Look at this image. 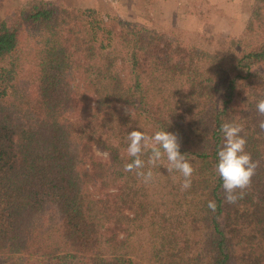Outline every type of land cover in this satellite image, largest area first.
<instances>
[{"label": "trees", "instance_id": "1", "mask_svg": "<svg viewBox=\"0 0 264 264\" xmlns=\"http://www.w3.org/2000/svg\"><path fill=\"white\" fill-rule=\"evenodd\" d=\"M26 35L37 44L21 76ZM260 98L264 0L221 53L95 10L22 3L0 22V264H143L132 240L143 231L160 241L158 264H264ZM225 122L259 161L234 205L215 170ZM134 129L177 135L189 189L166 159L148 183L124 171ZM53 220L59 242L41 228Z\"/></svg>", "mask_w": 264, "mask_h": 264}, {"label": "rangeland", "instance_id": "2", "mask_svg": "<svg viewBox=\"0 0 264 264\" xmlns=\"http://www.w3.org/2000/svg\"><path fill=\"white\" fill-rule=\"evenodd\" d=\"M29 0H5L0 2V22L8 19L13 11ZM78 11L95 10L100 16L122 17L130 22L144 24L152 29L169 32L180 40L198 45L210 52H223L230 41L240 35L247 22L253 0H50ZM35 39L26 35L20 63L21 76L32 65V49ZM36 46V45H35ZM124 112L126 107L120 106ZM100 154V152H98ZM102 154V153H101ZM100 154V155H101ZM105 155V154H104ZM55 221L43 230L50 235L45 241L59 242V230ZM39 228V227H38ZM151 232H137L133 243L137 258L143 264H158L153 259V249L160 243L150 238ZM49 242V241H48ZM77 262V261H73Z\"/></svg>", "mask_w": 264, "mask_h": 264}, {"label": "clouds", "instance_id": "3", "mask_svg": "<svg viewBox=\"0 0 264 264\" xmlns=\"http://www.w3.org/2000/svg\"><path fill=\"white\" fill-rule=\"evenodd\" d=\"M257 127L264 131V98L256 103ZM224 142L217 152L218 161L215 166L216 173L223 182L225 202L229 205L237 204L247 195L251 187L252 177L256 174L259 161L253 160L252 155L246 151L247 138L243 133V127L234 122H225L221 125ZM127 153L132 157L130 163H126L124 171H136L138 177H142L145 183L153 180L152 167L166 159L164 164L168 173L177 171L182 174L184 181L181 190L191 187L193 166L186 156L180 152V142L175 133L167 130L156 131L151 137L140 130H132L127 136ZM148 150V171H143L146 166L141 154ZM207 207L215 212L217 204L209 201Z\"/></svg>", "mask_w": 264, "mask_h": 264}, {"label": "crops", "instance_id": "4", "mask_svg": "<svg viewBox=\"0 0 264 264\" xmlns=\"http://www.w3.org/2000/svg\"><path fill=\"white\" fill-rule=\"evenodd\" d=\"M254 1H255V0H253V2H254ZM253 2H252V3H253ZM247 19H248V18H247ZM244 27H245V26H244ZM243 29H244V28H243ZM243 29H242V30H243ZM242 30H241V32H242Z\"/></svg>", "mask_w": 264, "mask_h": 264}]
</instances>
